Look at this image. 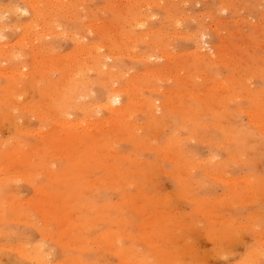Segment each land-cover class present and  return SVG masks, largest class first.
<instances>
[{
    "label": "rangeland",
    "instance_id": "rangeland-1",
    "mask_svg": "<svg viewBox=\"0 0 264 264\" xmlns=\"http://www.w3.org/2000/svg\"><path fill=\"white\" fill-rule=\"evenodd\" d=\"M165 1L0 0V264H264V0Z\"/></svg>",
    "mask_w": 264,
    "mask_h": 264
},
{
    "label": "bare ground",
    "instance_id": "bare-ground-1",
    "mask_svg": "<svg viewBox=\"0 0 264 264\" xmlns=\"http://www.w3.org/2000/svg\"><path fill=\"white\" fill-rule=\"evenodd\" d=\"M148 1H150V0H148ZM164 1V0H163ZM167 1H169V0H167ZM167 1H165V2H167ZM145 2V1H144ZM147 2V1H146ZM164 2V3H165ZM161 3H162V1H161ZM155 4H156V0H155ZM155 4H153V5H155ZM156 5H159V3H158V1H157V4ZM160 6H162V5H160ZM159 6V7H160ZM164 4H163V9H164ZM13 11V10H12ZM147 35H149V34H147ZM159 38V37H158ZM155 41V40H154ZM199 43V42H198ZM201 44V43H200ZM91 45V44H90ZM106 45V44H105ZM112 45V44H111ZM196 45V44H195ZM154 46H156V45H154ZM153 46V47H154ZM91 47V46H90ZM113 47V46H112ZM111 47V48H112ZM91 48H94V47H91ZM103 48V47H102ZM156 48V47H155ZM196 48H198V47H196ZM99 50V49H98ZM116 50V49H115ZM163 50V49H162ZM199 50V49H198ZM83 52V51H82ZM85 52H86V50H85ZM116 52H117V50H116ZM119 52V51H118ZM160 52V51H159ZM197 53H198V51H196ZM196 52H195V54L194 55H196ZM200 52V51H199ZM91 53H92V51H91ZM95 53H96V51H95ZM115 54V53H114ZM167 54H168V52H167ZM85 55H87V53L85 54ZM106 55V54H105ZM108 55V54H107ZM110 55V54H109ZM120 55V54H119ZM144 55V54H143ZM146 55V54H145ZM170 55V54H169ZM113 56V55H112ZM112 56H100L101 58L100 59H96V63H98V62H100V64H102L103 66L105 65V61H104V58L106 57V59L107 58H111L112 59ZM136 56V55H135ZM198 56H199V54H198ZM114 57V56H113ZM143 57V56H142ZM162 58H165V56H161ZM169 57V56H168ZM167 57V58H168ZM141 57L139 56V59H140ZM93 59H95V58H93ZM105 59V60H106ZM141 60H143L144 61V59L142 58ZM146 60V59H145ZM89 62H92V61H89ZM146 62V61H145ZM87 64H89V63H87ZM93 66V65H92ZM98 66V65H97ZM89 68V67H88ZM93 68H96L95 67V65H94V67ZM98 68V67H97ZM97 68L95 69V70H97ZM87 70V69H86ZM93 70V69H92ZM105 70H106V68H105ZM111 70V69H110ZM114 70H115V68H114ZM98 71H100V72H104L103 71V69L101 68V67H99L98 68ZM118 71V70H117ZM99 72V73H100ZM108 72V71H107ZM18 73V72H17ZM15 74V73H14ZM22 74H24V73H22ZM105 74H106V72H105ZM122 75V74H121ZM155 75H156V73H155ZM112 76H115V72H114V75H112ZM116 77H118V76H116ZM114 79H116V78H114ZM154 79V78H153ZM82 80V79H81ZM107 80V79H106ZM118 80V79H117ZM76 81H78V80H76ZM84 81V80H83ZM216 81V80H215ZM89 82V81H88ZM114 82V81H113ZM217 82V81H216ZM93 83H97V82H93ZM99 83H101V82H99ZM103 83H105V81L103 82ZM102 83V84H103ZM109 83V82H108ZM107 83V84H108ZM37 84H39V83H37ZM81 84V83H80ZM86 84H87V82H86ZM107 84H104V85H106L107 86ZM33 85V84H32ZM51 85V84H50ZM72 85V84H71ZM71 85H70V83H69V86L71 87ZM78 85V84H77ZM83 85V84H82ZM216 85H219V83H216ZM222 85V84H221ZM220 85V86H221ZM103 86V85H102ZM108 86H111V85H108ZM112 86H113V83H112ZM226 86V85H225ZM69 87V88H70ZM104 87V86H103ZM119 87V86H118ZM218 87V86H217ZM222 87V86H221ZM221 87H219V89L221 88ZM52 90H53V88L52 87H50ZM66 88H67V86H66ZM68 88V91L70 90ZM76 88V87H75ZM79 88V87H78ZM81 88V87H80ZM107 93H106V96H107V102L104 104V103H101V107H104V109L103 110H106V111H108V112H112V113H119L120 114V112H123V106H122V98H121V91L119 90V89H114V88H112V87H107ZM223 89V88H222ZM43 90V89H42ZM75 90V89H74ZM81 90V89H80ZM79 90V91H80ZM221 90V89H220ZM50 91V90H49ZM49 91H48V93H49ZM56 91V90H55ZM67 91V90H66ZM68 91H67V93H68ZM73 91V90H72ZM82 91V90H81ZM14 92V91H13ZM59 92H61V91H59ZM77 92V91H76ZM91 92V91H90ZM54 93H56V92H54ZM11 94H12V92H11ZM57 94V93H56ZM76 94V93H75ZM55 95V94H54ZM53 95V96H54ZM79 95V94H78ZM51 96V95H50ZM58 96H59V93H58ZM21 97V96H20ZM56 97V96H55ZM75 96H73V98H74ZM65 98V97H64ZM80 98L81 99H84L85 98V96H83L82 95V93L80 94ZM6 99H8L7 97H6ZM9 99H11V98H9ZM13 99V98H12ZM11 99V100H12ZM17 99H19V97L17 96ZM76 99V98H75ZM21 100V99H20ZM10 101V100H9ZM17 101V100H16ZM65 101V100H64ZM63 101V102H64ZM102 101V100H101ZM79 102V101H78ZM146 102H147V100H146ZM13 103V102H12ZM15 103H18V102H15ZM20 103V102H19ZM19 103H18V105H19ZM69 103V102H68ZM73 103V102H72ZM97 103V102H96ZM8 104V103H7ZM42 104V103H41ZM50 102H49V106H50ZM54 104V103H53ZM59 104V103H58ZM91 104V106H92V103H90ZM90 104L88 105V106H90ZM105 106H104V105ZM21 105V104H20ZM22 105H26V104H22ZM40 105V104H39ZM43 105V104H42ZM45 105V107H47L48 105L47 104H44ZM64 105V104H63ZM62 105V106H63ZM72 105V104H71ZM116 105H117V107H116ZM125 105H127V104H125ZM30 106V105H29ZM41 106V105H40ZM48 106V107H49ZM58 106V105H57ZM57 106H55V107H57ZM60 106V105H59ZM69 106V105H68ZM78 106V105H77ZM85 106H87V105H85ZM90 106V107H91ZM93 106H95V105H93ZM92 106V107H93ZM146 105H144V107H145ZM12 107V106H11ZM21 107V106H20ZM31 107V106H30ZM42 107V106H41ZM67 107V106H66ZM25 108H27V107H25ZM36 108V106L33 108V109H31V110H34ZM78 108H81V107H78ZM83 108V107H82ZM94 108V107H93ZM100 108V107H99ZM152 108V107H151ZM170 108V107H169ZM29 109V108H28ZM42 109V108H41ZM40 109V110H41ZM101 109V108H100ZM144 109H146V108H144ZM170 109H172V108H170ZM80 110V109H79ZM126 110H128L127 108H126ZM125 110V111H126ZM151 110V109H150ZM167 110H168V108H167ZM173 110V109H172ZM171 110V111H172ZM45 111V110H44ZM87 111V109H83L82 110V112L84 113V112H86ZM154 111V110H153ZM29 112V111H28ZM37 112V111H36ZM107 112V113H108ZM173 112V111H172ZM174 112H175V110H174ZM44 113V112H43ZM50 113V112H49ZM54 113H57V112H52V114H54ZM127 113V112H126ZM130 113H131V111H130ZM65 114H67L66 116H65ZM122 114V113H121ZM38 115V114H37ZM43 115H45V114H43ZM41 116V117H43V118H46V117H48L47 115H49V114H46V117L45 116ZM71 115V116H70ZM73 113L72 112H70V111H68L67 110V108H65L64 109V111L60 114V116H55V117H57V118H55V117H53V119L55 120H57V123H59L61 126H68V125H71V126H74L75 128H80L82 125V123H84V121H72V122H70V118L67 120L66 119V117L68 118L69 116L70 117H72L73 118ZM112 115V114H111ZM118 115V114H117ZM127 115H128V113H127ZM127 115H125V117L124 118H126V116ZM53 116V115H52ZM130 117H132V115H129ZM259 116V115H258ZM83 117V116H82ZM114 117H116V116H114ZM123 117V116H122ZM146 117V116H145ZM49 118V117H48ZM123 118V120H125ZM100 119V118H99ZM102 119V118H101ZM122 119V118H121ZM129 119V118H128ZM254 119V118H253ZM45 120V119H44ZM50 120V119H49ZM52 120V119H51ZM53 120V121H54ZM77 120V119H76ZM81 120V119H80ZM83 120H85V118H83ZM258 121H259V119H257ZM87 121V116H86V120H85V122ZM93 121H94V119H93ZM108 121H110V120H107V121H102V122H100V123H97L96 121H94V123H90V124H93L92 126H93V128L94 127H98V126H100L101 124L104 126V125H107V124H105L106 122H108ZM132 121V120H131ZM51 122V121H50ZM55 122V121H54ZM91 122V121H90ZM96 122V123H95ZM119 122V121H118ZM130 121H128V123H129ZM134 122V121H133ZM58 124V125H59ZM118 124H120V123H118ZM101 125V126H102ZM125 125V124H124ZM262 125V124H261ZM264 125V124H263ZM77 126V127H76ZM86 126H88L89 128H90V125H86ZM91 126V127H92ZM109 126V125H108ZM123 126V125H122ZM145 126H146V124H145ZM111 127H114L113 125L111 126ZM117 127V126H116ZM83 127H81V129H82ZM85 128V127H84ZM102 128V127H101ZM127 128V127H126ZM97 129V128H96ZM95 129V130H96ZM115 129V128H114ZM125 129V128H124ZM128 129V128H127ZM258 129V128H257ZM263 129V128H262ZM82 130H84V129H82ZM106 130H107V128H106ZM91 131V130H90ZM103 131H105L104 129H103ZM130 131V130H129ZM76 132V131H75ZM92 133L94 132V130L93 131H91ZM96 132V131H95ZM106 132V131H105ZM55 133V132H54ZM58 133V132H57ZM84 133V132H83ZM51 134V133H50ZM96 134V133H95ZM40 135H41V133H40ZM48 135V134H47ZM47 135H45V136H47ZM54 135V134H53ZM52 136V135H51ZM57 136V135H56ZM114 136V135H113ZM116 136V138H117V136L118 135H115ZM173 136V135H172ZM123 138V137H122ZM108 139H109V136H108ZM113 139V138H112ZM124 139V138H123ZM132 140V139H131ZM107 141V140H106ZM111 141V140H110ZM112 141H114V140H112ZM108 143H109V141H107ZM111 143V142H110ZM132 143V142H131ZM2 144V143H1ZM63 151V150H62ZM62 151H59L60 153L62 152ZM58 152V153H59ZM64 152V151H63ZM53 154V153H52ZM51 154V155H52ZM55 154V153H54ZM175 154H177V153H175ZM174 154V155H175ZM1 162V161H0ZM182 164V163H181ZM40 170V169H39ZM10 176V175H9ZM14 176V175H13ZM12 176V177H13ZM52 176V175H51ZM11 177V176H10ZM6 178V177H5ZM23 219V218H22ZM25 219H27V218H25ZM30 222V221H29ZM31 223V222H30ZM35 226V225H34ZM10 246V245H9ZM19 247V246H18ZM106 248V247H105ZM27 249V248H26ZM31 249V248H30ZM14 251V250H13ZM22 251V250H21ZM24 251H26V250H24ZM252 253V252H251ZM49 255H50V253L48 252V251H44V253L43 254H39V261H40V263H42V264H47V261L49 260ZM47 260V261H46ZM49 262V261H48Z\"/></svg>",
    "mask_w": 264,
    "mask_h": 264
}]
</instances>
